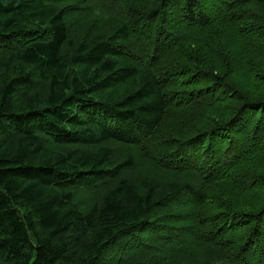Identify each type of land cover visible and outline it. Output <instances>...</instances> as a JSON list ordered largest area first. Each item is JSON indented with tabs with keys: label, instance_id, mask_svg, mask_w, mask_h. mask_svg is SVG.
Here are the masks:
<instances>
[{
	"label": "trees",
	"instance_id": "1",
	"mask_svg": "<svg viewBox=\"0 0 264 264\" xmlns=\"http://www.w3.org/2000/svg\"><path fill=\"white\" fill-rule=\"evenodd\" d=\"M113 260L264 264V0H0V264Z\"/></svg>",
	"mask_w": 264,
	"mask_h": 264
},
{
	"label": "rangeland",
	"instance_id": "2",
	"mask_svg": "<svg viewBox=\"0 0 264 264\" xmlns=\"http://www.w3.org/2000/svg\"><path fill=\"white\" fill-rule=\"evenodd\" d=\"M108 257H109V256H108ZM108 257H107V258H108ZM107 258H106V259H107ZM115 261H116V260H113V261H111L109 264H115Z\"/></svg>",
	"mask_w": 264,
	"mask_h": 264
},
{
	"label": "bare ground",
	"instance_id": "3",
	"mask_svg": "<svg viewBox=\"0 0 264 264\" xmlns=\"http://www.w3.org/2000/svg\"><path fill=\"white\" fill-rule=\"evenodd\" d=\"M61 1V0H60Z\"/></svg>",
	"mask_w": 264,
	"mask_h": 264
}]
</instances>
